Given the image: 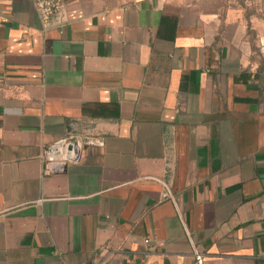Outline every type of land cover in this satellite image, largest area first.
<instances>
[{
    "label": "crops",
    "instance_id": "1",
    "mask_svg": "<svg viewBox=\"0 0 264 264\" xmlns=\"http://www.w3.org/2000/svg\"><path fill=\"white\" fill-rule=\"evenodd\" d=\"M60 2L0 0V264H264V0Z\"/></svg>",
    "mask_w": 264,
    "mask_h": 264
},
{
    "label": "built area",
    "instance_id": "2",
    "mask_svg": "<svg viewBox=\"0 0 264 264\" xmlns=\"http://www.w3.org/2000/svg\"><path fill=\"white\" fill-rule=\"evenodd\" d=\"M40 19L47 23L60 10V0H34ZM102 145L103 141L92 136H79L71 134L56 140L46 146L43 156V172L50 174L62 165L79 162L82 152L87 145ZM199 264H202L203 256L197 254Z\"/></svg>",
    "mask_w": 264,
    "mask_h": 264
},
{
    "label": "water",
    "instance_id": "3",
    "mask_svg": "<svg viewBox=\"0 0 264 264\" xmlns=\"http://www.w3.org/2000/svg\"><path fill=\"white\" fill-rule=\"evenodd\" d=\"M67 166L66 165H62L59 167V169L57 170L58 172H64L66 170Z\"/></svg>",
    "mask_w": 264,
    "mask_h": 264
}]
</instances>
